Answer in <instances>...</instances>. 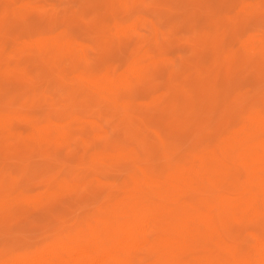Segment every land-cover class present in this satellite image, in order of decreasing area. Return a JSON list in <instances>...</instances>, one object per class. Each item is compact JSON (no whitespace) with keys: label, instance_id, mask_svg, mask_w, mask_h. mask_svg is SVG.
Listing matches in <instances>:
<instances>
[{"label":"rangeland","instance_id":"374dc122","mask_svg":"<svg viewBox=\"0 0 264 264\" xmlns=\"http://www.w3.org/2000/svg\"><path fill=\"white\" fill-rule=\"evenodd\" d=\"M257 114L264 0H0V264L75 234L138 169L162 181L222 148L246 161ZM256 238L264 210L233 217L212 264H260Z\"/></svg>","mask_w":264,"mask_h":264},{"label":"bare ground","instance_id":"6f19581e","mask_svg":"<svg viewBox=\"0 0 264 264\" xmlns=\"http://www.w3.org/2000/svg\"><path fill=\"white\" fill-rule=\"evenodd\" d=\"M35 17L16 18L33 22ZM30 33L36 37L38 31ZM242 133L250 144L246 161L231 163L232 151L222 148L162 181L138 169L131 186L102 214L62 242L14 264H212L228 221L264 210V116L251 118ZM231 172L242 174L238 192L214 202L211 189L224 185ZM256 242L260 252L254 261L264 264V240Z\"/></svg>","mask_w":264,"mask_h":264}]
</instances>
